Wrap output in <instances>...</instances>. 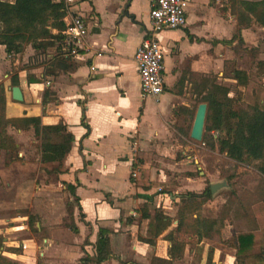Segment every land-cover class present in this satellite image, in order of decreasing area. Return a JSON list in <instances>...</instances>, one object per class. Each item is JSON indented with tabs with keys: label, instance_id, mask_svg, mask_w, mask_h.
<instances>
[{
	"label": "crops",
	"instance_id": "obj_1",
	"mask_svg": "<svg viewBox=\"0 0 264 264\" xmlns=\"http://www.w3.org/2000/svg\"><path fill=\"white\" fill-rule=\"evenodd\" d=\"M0 1L12 3L14 0ZM237 1L187 0L186 25L156 31L148 15L149 0H74L67 4L63 22L66 28L72 17L80 16L86 25L84 49L78 56H59L58 43L47 45L45 42L38 49L27 45L22 53L11 56L0 46V67H7L9 71L3 76L2 85L5 115L40 117L42 125L62 123L67 127L74 142L63 160V173L58 179L75 188L80 209L74 214L78 216L75 226L78 234L72 242L51 244L43 239L47 247L42 248L31 237L17 236L18 242L11 241L12 234L7 235L10 229L15 232L25 228L23 224L22 227L12 225L3 231L6 236L3 245L8 242L16 244L17 249L25 245L26 249L21 248L22 254H17V258L8 252L2 256L9 260L15 257L13 261L19 264H95L86 260L95 257L97 232L105 229L110 232L109 248L113 257L100 264H160L169 260V243L163 239L166 233L156 239L154 246L139 238L145 236L148 225V220L141 218L140 210L149 197L152 206L172 218L169 230L176 226L175 211L173 214L166 211L167 208L172 211V203L178 201L171 195L182 193L178 187L171 195L161 193L162 185L182 172L180 166L185 161L182 158L174 161V155L165 158L169 147L160 142L164 139L160 123L167 118V104L172 99L170 87L178 84L187 68L203 77L213 74L216 80L222 78L224 82L236 84L229 76L223 77L225 61L234 63L236 70L248 73L249 83L253 76L264 80L256 68L251 72L253 76L249 73L250 54L234 53L237 46L241 50L255 48L254 61L264 60V47L258 43L260 40L264 45V27L251 18L250 25L238 31L234 6ZM150 38L159 42L164 54V88L156 100L141 96L134 61L138 46ZM35 50L40 54L36 55ZM22 61L26 64L24 68ZM14 78L18 81L22 102L11 99ZM138 170H145L148 180L156 186L146 191L135 185L133 180ZM198 244H185L178 264L190 259L196 246L209 249L215 245L205 240ZM52 249L55 256H49ZM209 252L212 264L219 257L226 260L225 264L233 258L228 249L210 248Z\"/></svg>",
	"mask_w": 264,
	"mask_h": 264
},
{
	"label": "trees",
	"instance_id": "obj_2",
	"mask_svg": "<svg viewBox=\"0 0 264 264\" xmlns=\"http://www.w3.org/2000/svg\"><path fill=\"white\" fill-rule=\"evenodd\" d=\"M234 6L238 31L248 27L251 18L257 25L264 27V0L258 2L239 0L234 3ZM65 15V0H58V2L54 0H14L12 3L0 1V46L4 48L6 55L11 56L22 53L27 45L38 49L45 42L47 45L57 44L63 38ZM240 47H236L237 53L245 51L251 55L252 60L254 59L257 54L255 48L241 50ZM254 68L264 77V60L256 62ZM228 76L235 80L239 87L246 89L250 84L249 74L244 71L232 68L228 71ZM186 81L190 84L192 93L197 96L199 104L204 103L207 106L202 143L210 151L216 149L219 154H223L234 164H254L255 170L264 177V106L259 101V96L248 104V109H235L234 100L228 97L229 88L218 84L215 77H203L190 72L187 68L178 81V85L182 87ZM11 84L18 87L17 79L14 78ZM42 104H46V101L43 100ZM5 107V94L3 88L0 87V151L4 153L5 165L20 160L17 156V145L6 132L7 128L20 132L31 130L37 142L41 169L47 175L63 173L61 170L63 160L74 142L67 127L62 123L42 125L40 117L34 116L8 118L5 115ZM81 123L86 126L84 122ZM180 131L182 135L188 136L186 129H180ZM226 180L230 181L231 176H228ZM133 182L146 191L156 186L148 180L145 170H138ZM64 187L73 197L77 209L80 210L75 188L70 184H64ZM171 196L178 199L174 202L176 226L169 230L172 218L162 209L152 206L151 197H149L140 210L141 218L148 220V225L145 236L139 238L141 242L154 246L156 239L166 233L163 239L169 243L167 251L169 259H180L185 244L196 245L202 240L229 247L235 251L237 257L254 246L255 234L253 232H239L230 240H223L221 233L224 220L201 215L203 205L213 199L209 186L200 193L185 192ZM81 216L79 213L80 218ZM72 230L77 231L75 228ZM261 231L264 234V226ZM109 233V230H98L95 257L86 260L87 262L100 264L113 257L109 248ZM179 238H187L189 242L182 245ZM3 242L4 239L0 236V264H19L2 256L5 252ZM19 252L20 250L11 249L13 254H19Z\"/></svg>",
	"mask_w": 264,
	"mask_h": 264
},
{
	"label": "rangeland",
	"instance_id": "obj_3",
	"mask_svg": "<svg viewBox=\"0 0 264 264\" xmlns=\"http://www.w3.org/2000/svg\"><path fill=\"white\" fill-rule=\"evenodd\" d=\"M258 43L264 47L260 40ZM234 53L239 56L244 55V53H237L235 50ZM35 54L39 55L40 52L35 50ZM254 59H251L249 73L254 70L256 63ZM25 66L26 64L23 63V68ZM224 68L223 77H228V71L232 68L235 69V66L234 63L225 61ZM7 73L9 74L7 67L1 66L0 87L3 85V76ZM251 74L253 76L254 73ZM212 75L209 74L208 77L211 78ZM221 79L219 78L216 82L229 87V95L234 100L235 109H248V104L258 96L264 106V80L258 76L251 78L246 89ZM169 92L172 99L167 104L168 106L166 105L167 118L163 120L162 124L160 123L164 132V139L160 142L168 144L169 147L164 153L165 158L174 155V161L181 160V158L185 161L180 166L182 172L176 173L170 177L166 184L162 185L164 187L161 189L162 194H166V196L172 194L175 187H178L179 193L199 192L210 184L225 182L226 187L217 190L213 199L203 205L200 211L201 215L224 220V228L221 233L223 240H230L239 232H253L255 244L238 257L235 256L233 249L216 242L208 241L212 245L215 244L208 248L230 250L233 258L230 257L227 264H264V234L261 231L264 226V177L255 170L254 164H234L223 154H219L216 149L210 151L202 143V140L201 142L191 140L189 133L196 108L199 105L197 96L192 93L191 86L187 81L182 84V87L178 84L170 87ZM172 109L173 112H171ZM180 129H186L188 136L182 135ZM6 132L16 143L17 156L20 160L5 165L4 153L0 151V236L3 239L6 238L3 231L12 225L22 227L23 224L26 229L18 228L15 232L10 229L7 232V235L12 234L9 238L11 241L18 242L17 236L18 238L31 237L38 247H47V245H43V239L49 240L51 244L72 242L78 234L72 230L76 226V220L78 221L77 214L74 215L77 208L73 197L65 190L64 184L59 181L57 174L47 175L41 169L37 157V142L31 132L29 134L27 133L29 131L20 133V131L10 128H7ZM169 149L170 152H168ZM62 169L63 166H61ZM228 176H231L230 181L226 180ZM171 207L172 211L167 208L166 212L173 214L175 211L173 203ZM13 218L16 220L12 221ZM179 240L182 245L189 242L187 238H179ZM82 245L85 244L82 243ZM189 245L194 246L195 244L190 243ZM16 246V244L6 242L5 252L11 253V249H17ZM209 249L203 245L196 246V252L192 253V257L183 261L182 264H212L213 260ZM17 250H20L19 254H22L21 248ZM53 250L50 251L49 256L56 255ZM15 255L17 258V254ZM200 255L203 257L202 259ZM50 260L52 259L48 261ZM178 263V258H172L162 261L160 264ZM215 263L225 264L226 260L219 257Z\"/></svg>",
	"mask_w": 264,
	"mask_h": 264
},
{
	"label": "built area",
	"instance_id": "obj_4",
	"mask_svg": "<svg viewBox=\"0 0 264 264\" xmlns=\"http://www.w3.org/2000/svg\"><path fill=\"white\" fill-rule=\"evenodd\" d=\"M219 2V0H214ZM74 0H65V5ZM187 0H149V19L154 30L162 28L179 29L186 25ZM87 29L80 16H74L67 24L63 38L58 43L59 56L63 58L76 57L84 49L83 40ZM139 89L142 97L157 99L164 88V54L159 42L154 38L144 39L134 54ZM132 176L136 174L133 172ZM26 249L25 245L21 246Z\"/></svg>",
	"mask_w": 264,
	"mask_h": 264
},
{
	"label": "water",
	"instance_id": "obj_5",
	"mask_svg": "<svg viewBox=\"0 0 264 264\" xmlns=\"http://www.w3.org/2000/svg\"><path fill=\"white\" fill-rule=\"evenodd\" d=\"M11 99L15 102H22L23 98L19 87L11 88ZM206 111H207V106L204 103L199 104L196 108L189 133L190 139L195 142H201L202 140L204 126H205ZM223 187H226L225 182L210 184L209 190L211 195L213 196L217 192V190Z\"/></svg>",
	"mask_w": 264,
	"mask_h": 264
}]
</instances>
